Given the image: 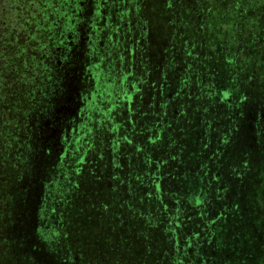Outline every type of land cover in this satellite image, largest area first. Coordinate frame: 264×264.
<instances>
[{"label":"trees","instance_id":"1","mask_svg":"<svg viewBox=\"0 0 264 264\" xmlns=\"http://www.w3.org/2000/svg\"><path fill=\"white\" fill-rule=\"evenodd\" d=\"M119 1L128 11L134 2ZM225 4L229 5L227 0ZM162 5L160 10L165 20L171 22V27L176 30L179 23L176 13L182 21L179 23L181 28L176 31L178 37L174 40L176 54L168 59V63L164 60L170 55L166 50H160L162 65L159 76L168 78L167 85H177L175 94L170 95L171 91L167 94L166 105L155 101V68L150 49L147 71L143 70V96L136 93L126 114L116 113L110 119L111 128H114V122L120 126L124 120L128 121L127 130L122 127L117 132L119 141H114L109 147L112 151L104 156L113 158L111 164L102 159L97 164L87 162L75 178L69 168L66 171L71 181L65 180L57 175V171L64 169V164L57 157L58 149L50 145L47 153L44 146L33 140L35 135L31 145H25L18 138V164L19 158L23 169L25 165L32 164L33 185L40 182L41 175H35L45 171L48 165L50 188H55L58 183L64 188L83 187L86 190V197L82 198L76 196L75 191L68 193L76 206L65 207L66 214L62 218L60 215L61 227L67 226L61 237L70 240V248L84 252L86 258L91 259L94 255L98 264H103L102 259H108L107 264H200L198 259L201 254L204 258L208 249L214 252L216 264H235V259L230 261L229 257L243 246L239 240L248 237L244 245L257 242L250 224L254 217L248 212L254 204L251 203L249 208L241 199V188L244 187L241 180L243 178L247 182L253 172L249 170L243 174L235 169L231 158L222 164L218 155L237 141L239 125L250 109L248 92L243 87L229 91L223 88L224 84L214 82L213 78H218V75L212 70L217 63L210 62L209 57H213L212 53H216L218 48H213L208 40L197 38L205 33L202 26L198 32L194 31L193 19L196 12H201L198 4L188 0H164ZM247 10L245 12L251 19L250 14L255 12L256 4L249 0ZM156 18L159 16L153 12L152 24ZM143 19L144 24L149 20ZM251 21L253 25L242 36L244 40L264 31L263 25L258 24L257 27L255 18ZM130 71L134 76L138 75L132 66ZM202 71L206 76H201ZM15 91V106L22 121L28 114L26 107L32 108L33 122L50 109L49 97L41 96L40 89L37 92L35 88L28 89L22 79L18 80ZM235 95L238 100L233 98ZM6 99L1 97V103L9 101ZM140 102L144 112L140 110ZM157 102L164 111L155 112ZM140 113L143 116L140 117ZM96 115L99 117L100 113ZM254 115L255 140L248 141L252 148L241 142L238 149L230 148L221 158L225 161L227 154H231L232 158L240 160L241 166L244 165V171L248 167L247 154L251 149L254 148V158H259L260 149L264 148L261 146L264 141V101L261 104L255 102ZM103 116L101 122H97L99 127L109 122V116ZM157 124L161 126L159 135ZM97 134L95 132L93 137ZM126 136L131 140L130 147L123 140ZM88 137L92 138V134L89 133ZM107 150L103 144L98 147L96 155H104ZM225 164L226 176L223 173ZM140 188L145 191H138ZM91 191L99 194L93 198ZM243 192L245 195L251 193L245 189ZM83 211H88L91 219L85 218ZM51 213L56 214L52 209ZM70 214L74 219L69 218Z\"/></svg>","mask_w":264,"mask_h":264},{"label":"flooded vegetation","instance_id":"2","mask_svg":"<svg viewBox=\"0 0 264 264\" xmlns=\"http://www.w3.org/2000/svg\"><path fill=\"white\" fill-rule=\"evenodd\" d=\"M120 5L119 0H32L21 27L16 23L14 1L7 7L9 19L0 22V97L9 98L0 102V264H98L94 255L86 258L84 252L74 251L69 245L49 251L48 165L35 175L41 177L33 185V166L30 163L23 169L20 158L18 164L16 147L18 138L25 145L35 140L47 153L49 146L55 145L57 157L64 164L57 175L69 181V172L75 178L87 162L97 164L102 159L111 164L113 158L104 156L112 151L109 147L114 141H119L117 132L122 127L127 130L128 121L120 126L114 122L111 128L110 119L116 113L125 115L136 93L143 96L140 81L144 80L130 71V66L142 59L139 33L144 23L141 18L136 25H126L129 13L113 10ZM109 7L111 10H107ZM22 32L26 37H21ZM32 34L43 35L44 42L39 43ZM35 40L41 45L37 52L45 56L37 73L33 70ZM21 71L25 78L57 79V92L49 96L50 119L46 110L33 122L31 107H26L25 120L18 117L15 78ZM161 86L162 82L155 81L156 96ZM89 89H94L95 100L87 97ZM94 107H98L95 114L109 116L108 124L88 127L86 121L94 115ZM140 107L144 112L141 102ZM95 132L100 138L93 137ZM103 144L107 152L96 155ZM69 162H73L71 167ZM65 190L86 197L83 187ZM97 194L91 191V197ZM69 205L76 206L63 202L62 210Z\"/></svg>","mask_w":264,"mask_h":264},{"label":"rangeland","instance_id":"3","mask_svg":"<svg viewBox=\"0 0 264 264\" xmlns=\"http://www.w3.org/2000/svg\"><path fill=\"white\" fill-rule=\"evenodd\" d=\"M16 2V23L17 25L23 27L24 21L29 16V4L32 0H0V22L3 23L4 19H9V11L7 7H9L10 2ZM252 3L256 4V10L251 15V19L255 18L256 25H263L264 29V15L260 16L264 12V0H250ZM161 2L164 3V0H134L133 6L129 9L124 8L123 4L113 8L116 11H127L129 13V18L126 23L129 27L132 25H136L137 21L141 18L144 23V19L146 17V24H142L140 27L141 34L140 36V44L141 47V61H135L132 65L133 71L136 72L141 78H144V71H147V61H148V54L149 50H152L151 60L154 64V79L155 81L162 82L163 86L158 87V95L155 97V101H160L163 105H166L167 94L171 91V94L174 90H177V85L174 83L173 86L167 85L168 78H160V69H161V51L166 50L167 54L170 55L165 58L164 61L168 63V59L171 56L176 54L175 50V38L178 37L176 35V31L181 28L179 23H181V18H178L179 15L176 13V18L179 23H177L176 30L175 28L171 27V22L166 21L165 17L163 16L161 7ZM189 3H196L198 4V8L201 12H196L195 18L193 19L194 24V31H199V26H202L205 33L198 35V39L208 40L213 46V48H218V50L212 53L213 57H209V61L213 64L217 63V66L213 67V74H217L218 78H213L214 82L218 84H224L223 88H227V90H239V88H245L248 92V102L247 105L250 108L247 117L245 118L244 122L239 125V132L237 135V141L235 144L229 147H225V151L229 150L230 148L238 149L241 142H245L248 144L249 140H255L254 135V124L253 120L255 119L254 115V104L255 102L261 104L264 101V31L259 32L256 36H250L242 38L244 34L249 32L253 23L249 18V14L245 11L247 10V2L245 0H227L229 5L225 4V0H188ZM259 5V6H258ZM258 6V7H257ZM227 8V10H223ZM143 10V14L142 11ZM107 10H111L110 7ZM33 9L31 10V13ZM139 12V14H137ZM154 15L159 16L156 18L155 24H152L150 19ZM176 9H174L173 14H175ZM139 17V19H137ZM168 19V18H166ZM174 20V19H170ZM198 26V27H197ZM186 30V29H185ZM21 37H26L24 32L21 33ZM43 35L40 34H32V38H37L39 43H43L44 40L42 39ZM20 42H23L21 40ZM36 40L33 42V70L36 72L40 66L43 65L44 61L43 52H37L39 49V44ZM41 46V45H40ZM187 46V47H186ZM185 47L190 49L188 45L185 44ZM174 51V52H173ZM216 55V56H215ZM218 58L219 60L216 61L215 59ZM19 62V60H18ZM107 62V61H105ZM199 62V61H198ZM200 64V63H199ZM197 66L196 68H198ZM144 70V71H143ZM170 71V69H169ZM37 73V72H36ZM169 74V72L167 73ZM201 76H206L201 72ZM171 77V76H170ZM22 79L28 89L33 90L36 89V92L40 89L41 96L47 95L48 97L53 94V92H57L58 82L56 78H25L22 71L18 72L17 78H15V85L18 83V80ZM219 81V82H218ZM252 82V85L250 84ZM35 82V83H34ZM105 82V80H104ZM34 83V84H31ZM140 84L143 85V80L140 81ZM105 87V84H102ZM42 91L44 93H42ZM160 92V95H159ZM94 93V94H92ZM94 89L88 90L87 97L89 100H95ZM175 94V92H174ZM232 96V93L230 92ZM241 96V95H239ZM238 96H234L233 98H237ZM3 98V97H2ZM1 99V97H0ZM238 100V98H237ZM48 101L51 100L48 98ZM143 101V99H142ZM1 102V100H0ZM235 103V101H234ZM247 107V108H248ZM98 107H94V115H91L90 121H86L85 118L82 116L81 120H85L88 124V127H94L97 122L100 123L101 119L104 117V114H100L99 117L95 114V111ZM157 111H164V107L161 108L159 104H156L155 112ZM186 110L184 109L183 112ZM263 111V110H261ZM49 114L48 118L53 115L51 110L48 111ZM97 113V112H96ZM147 113V112H146ZM143 116L140 113V117ZM41 117V116H40ZM40 117L37 120H40ZM36 120V121H37ZM34 121V122H36ZM255 121V120H254ZM245 123V126H244ZM158 127V135L159 131L161 130L160 124H157ZM252 128L253 130H250ZM99 136V133L96 137ZM140 136H143L141 133ZM261 136L263 134L261 133ZM228 137V135H227ZM159 139V138H158ZM124 142L130 147L132 145L131 140L129 138L124 137ZM221 145V144H220ZM250 148H252L251 144H248ZM264 146V141L262 142L261 146ZM262 146V147H263ZM206 145L204 148L206 149ZM225 151H221L218 155V160L220 163L224 164L227 162L228 158L232 159L234 163L235 169H239L240 172H248L251 170L253 172V176L249 178V180L244 181L243 178L241 182H243V188H241V199L246 204L251 207V203L254 204L250 211H248L254 218L251 219V223L253 226V230H255L256 236L254 239L257 241L256 244L253 242L250 245H244L245 240L249 239L248 237H243L239 241H242V247H239L238 253H233L229 259H235V264H264V148L260 149L259 158H254V148L251 149L250 153L247 154V161L248 167L245 168L244 165H240V160H236L232 158L231 154H227V157L224 161L221 158L225 155ZM239 159V158H237ZM244 162V161H243ZM73 162H69L68 166L71 167ZM220 169V168H219ZM224 175L228 174L227 171V164H225ZM243 173V174H244ZM63 184H56L55 188L49 189V251H59L63 250V245H69L70 240L66 241V239L62 238L61 236L64 234L63 232L64 227L60 225L61 218L63 215L66 214V210H62L63 202L69 204H73L74 200L70 197L71 194L68 195L69 192H66V188L62 186ZM250 191V195H245L243 192ZM138 191H145L144 189L140 188ZM74 196V195H73ZM140 198L141 195H139ZM78 200V199H77ZM78 202V201H77ZM51 209L55 210V215L51 213ZM88 211H83V216L87 219H91V215L87 214ZM61 215V218H60ZM71 219H74V215L70 214ZM59 224V226H58ZM248 224V223H247ZM60 228L61 231H60ZM66 234V233H65ZM226 238L229 239L227 236ZM222 241H227L226 239H222ZM205 253V257L198 259V262L207 263V264H216L218 261L214 257V252H210L208 249ZM113 256V255H110ZM213 257L215 259H213ZM108 259H102L101 263L107 264ZM111 261V259L109 260Z\"/></svg>","mask_w":264,"mask_h":264}]
</instances>
